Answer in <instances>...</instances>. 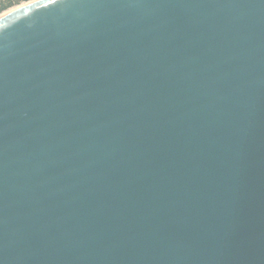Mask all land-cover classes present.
Instances as JSON below:
<instances>
[{"label":"water","instance_id":"95a60500","mask_svg":"<svg viewBox=\"0 0 264 264\" xmlns=\"http://www.w3.org/2000/svg\"><path fill=\"white\" fill-rule=\"evenodd\" d=\"M0 264H264V0L0 18Z\"/></svg>","mask_w":264,"mask_h":264},{"label":"bare ground","instance_id":"6f19581e","mask_svg":"<svg viewBox=\"0 0 264 264\" xmlns=\"http://www.w3.org/2000/svg\"><path fill=\"white\" fill-rule=\"evenodd\" d=\"M37 1H40V0H29V1H26V2H22L21 4H18L16 6H14V7H11L9 9L3 11L2 13H0V18L4 17L6 15H9V14H11V13H13V12H15V11L21 9V8H24V7H26V6L30 5V4H33V3L37 2Z\"/></svg>","mask_w":264,"mask_h":264},{"label":"rangeland","instance_id":"374dc122","mask_svg":"<svg viewBox=\"0 0 264 264\" xmlns=\"http://www.w3.org/2000/svg\"><path fill=\"white\" fill-rule=\"evenodd\" d=\"M19 0H0V7L3 5H8V4H13L15 3L12 7L21 4L22 2H26V1H21L20 3H16Z\"/></svg>","mask_w":264,"mask_h":264},{"label":"trees","instance_id":"16d2710c","mask_svg":"<svg viewBox=\"0 0 264 264\" xmlns=\"http://www.w3.org/2000/svg\"><path fill=\"white\" fill-rule=\"evenodd\" d=\"M21 1H29V0H19V1H17L16 3H20ZM14 4H15V3L1 6V7H0V13H2L3 11H5V10L11 8Z\"/></svg>","mask_w":264,"mask_h":264}]
</instances>
